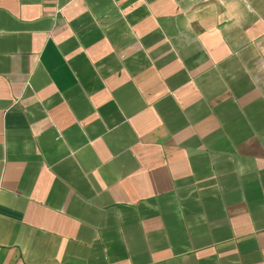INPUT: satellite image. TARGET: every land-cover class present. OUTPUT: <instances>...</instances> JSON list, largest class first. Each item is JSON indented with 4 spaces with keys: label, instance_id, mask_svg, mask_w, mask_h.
<instances>
[{
    "label": "crops",
    "instance_id": "obj_1",
    "mask_svg": "<svg viewBox=\"0 0 264 264\" xmlns=\"http://www.w3.org/2000/svg\"><path fill=\"white\" fill-rule=\"evenodd\" d=\"M0 264H264V0H0Z\"/></svg>",
    "mask_w": 264,
    "mask_h": 264
}]
</instances>
